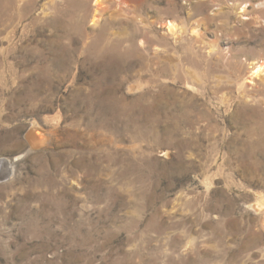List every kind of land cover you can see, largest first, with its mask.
<instances>
[{"label": "rangeland", "instance_id": "obj_1", "mask_svg": "<svg viewBox=\"0 0 264 264\" xmlns=\"http://www.w3.org/2000/svg\"><path fill=\"white\" fill-rule=\"evenodd\" d=\"M259 65L264 0H0V264H264Z\"/></svg>", "mask_w": 264, "mask_h": 264}, {"label": "bare ground", "instance_id": "obj_2", "mask_svg": "<svg viewBox=\"0 0 264 264\" xmlns=\"http://www.w3.org/2000/svg\"><path fill=\"white\" fill-rule=\"evenodd\" d=\"M97 1V3H99L100 1L101 2H103L104 3V1H106V0H96ZM126 4V3H125ZM170 26H169V29L171 30V32H175V31H177V27H176V25H174L173 23H171V24H169ZM106 47V46H105ZM109 47V46H108ZM106 49H108V48H106ZM105 55V54H104ZM263 71H264V67H263V65H259L257 68H256V70H255V72H254V74L255 75H260V74H262L263 73ZM5 167V166H4Z\"/></svg>", "mask_w": 264, "mask_h": 264}]
</instances>
